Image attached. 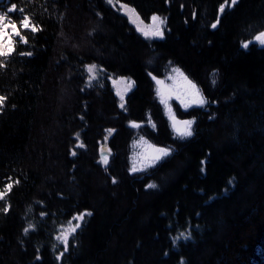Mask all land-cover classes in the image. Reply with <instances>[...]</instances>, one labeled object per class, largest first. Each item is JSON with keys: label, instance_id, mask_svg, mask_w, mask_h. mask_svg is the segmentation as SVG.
<instances>
[{"label": "trees", "instance_id": "trees-1", "mask_svg": "<svg viewBox=\"0 0 264 264\" xmlns=\"http://www.w3.org/2000/svg\"><path fill=\"white\" fill-rule=\"evenodd\" d=\"M6 1L37 31L0 58V264H59L53 235L83 213L62 264H264V48L242 47L264 31V0L222 15L231 0H118L166 20L154 41L105 0ZM90 64L134 81L123 109L107 79L87 87ZM169 65L206 100L178 112L189 138L156 96ZM141 138L166 153L139 173Z\"/></svg>", "mask_w": 264, "mask_h": 264}, {"label": "rangeland", "instance_id": "rangeland-1", "mask_svg": "<svg viewBox=\"0 0 264 264\" xmlns=\"http://www.w3.org/2000/svg\"><path fill=\"white\" fill-rule=\"evenodd\" d=\"M232 1L233 0L223 5L221 7L220 13L221 11L223 13L226 9L232 8ZM105 3L110 8L117 11L120 15L125 17L129 25H131L135 29V31L144 39L154 41L162 40L165 37L167 23L164 18L160 16L157 17V15H155L157 18L153 19V17H155L153 16L148 23L143 21L145 25H139V30H141V32H143L147 36L144 37L141 33L138 32L135 25L130 22L127 16L122 14V12L117 10L114 6H111L108 0H105ZM215 27L216 26H214V28ZM26 31H37L36 26L32 23L31 19L27 16V14H24V11L19 10L15 5L9 4L8 1L0 0V58L10 57L15 52L17 44H26V39L23 33ZM251 45H256L257 47L264 48L263 44L253 42V40L243 43L242 47L244 49H247ZM84 73L86 75L88 88H93L95 85L100 84L103 79H107L110 82L112 90L114 91V94L119 101V107L121 109L125 107L126 100L124 102L119 96H122L123 93L126 91L128 86L127 81H133L131 78L112 76L107 72L105 68H103L99 64H90L85 66ZM123 79H126L127 81H124ZM134 86L135 83L133 81V89ZM156 96L159 103L162 104L166 116L171 120L172 126L176 134H180V137L182 138H189L190 136H192L194 121L180 119L178 117V112H181L182 110L187 111L194 107H204L206 105V100L203 97L202 92L198 89V87L193 84L179 68L173 65H169L167 71L165 72V76L157 85ZM2 106L3 100L0 99V108ZM108 134H110L112 138L115 134V130L108 129L106 131L105 138L106 136H108ZM105 138L100 143L98 161V163L103 168L108 166L110 158L112 156V151L110 150V156L108 157L107 164L103 165L104 158H102L101 147L102 145H105ZM133 146L134 151L131 157V170L133 172L141 173L156 166L159 159L166 153V151H162L160 149L156 150L150 147L146 142V139L144 138H141L138 141L134 142ZM75 147L78 149L83 148L80 139L78 140V143ZM76 155V150L72 151V156L74 157ZM10 188L11 184H8L5 188H0V201H6V196L10 191ZM88 215L89 213H83L77 216H82L85 220ZM40 217L41 219H44L46 218V215H40ZM68 223H66L65 225H67ZM63 226H61L60 228L58 227L53 235V242L55 244L54 250L57 251L56 256L59 264H62L63 257L65 253L69 250L70 242L76 235L74 234L70 237V239L67 240L63 237H60V229ZM35 230L36 222L30 220L27 232L29 233ZM173 240L175 243H178L180 241L191 240V231L188 230L186 232H180L177 236L174 237Z\"/></svg>", "mask_w": 264, "mask_h": 264}, {"label": "bare ground", "instance_id": "bare-ground-1", "mask_svg": "<svg viewBox=\"0 0 264 264\" xmlns=\"http://www.w3.org/2000/svg\"><path fill=\"white\" fill-rule=\"evenodd\" d=\"M108 1H109V4L111 6H114L117 10L122 12V14L127 16V18L130 20V22L133 25H135V27L137 28L139 33H141L144 37H147L143 32H141V30H139V25H145V23L140 18V16L138 15V13L136 12V10L134 8H132L131 6L126 5L124 3H121L118 0H108ZM237 1L238 0H233L232 3L234 4ZM221 13H222V11H221ZM157 17L155 16V17H153V19H155ZM253 42H257L259 44L264 45V32H261L260 34H258L253 39ZM123 80L127 81L126 79H123ZM127 82H128V86H127L126 91L123 93L122 96H119L124 102L127 99L128 95L133 90V81L130 80ZM110 139H111V135L108 134V136H106V138H105V145H102V147H101L102 158H104L103 165L107 164L108 157L110 156L109 155L110 154V148L108 147ZM83 220L84 219L82 216H76L75 218H73L67 225L63 226L60 229V237H63L66 240L70 239L71 236H73L74 234H76L79 231V229L81 228V225L84 222Z\"/></svg>", "mask_w": 264, "mask_h": 264}, {"label": "water", "instance_id": "water-1", "mask_svg": "<svg viewBox=\"0 0 264 264\" xmlns=\"http://www.w3.org/2000/svg\"><path fill=\"white\" fill-rule=\"evenodd\" d=\"M238 1H239V0H238ZM238 1H237V2H238ZM237 2H236V3H237Z\"/></svg>", "mask_w": 264, "mask_h": 264}]
</instances>
